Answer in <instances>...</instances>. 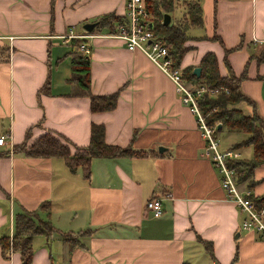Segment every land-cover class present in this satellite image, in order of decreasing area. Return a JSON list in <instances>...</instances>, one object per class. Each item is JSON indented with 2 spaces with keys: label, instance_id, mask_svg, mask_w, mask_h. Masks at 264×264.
Here are the masks:
<instances>
[{
  "label": "crops",
  "instance_id": "obj_1",
  "mask_svg": "<svg viewBox=\"0 0 264 264\" xmlns=\"http://www.w3.org/2000/svg\"><path fill=\"white\" fill-rule=\"evenodd\" d=\"M186 1L175 0L171 20L185 14ZM198 1L204 23L189 29L180 68L200 66L213 51L224 75L226 57L254 102L237 107L264 118V0ZM126 13L127 0H0V136L7 135L0 144V237L13 238L18 213L36 211L56 231L34 236L30 264H264V237L241 228L245 213L202 155L197 118L172 79L121 38L84 28L105 14ZM215 33L223 43L203 38ZM74 38L91 48V91H118L115 108L93 111L73 79ZM92 123L104 125L107 143L148 153L94 157L86 177L61 156L15 149L29 128L28 144L53 131L86 146ZM242 133L234 143L247 137ZM237 150L241 157L253 153L251 146ZM253 180L251 194L264 198V163ZM156 194L159 217L146 207ZM65 233L76 238L73 246ZM0 264L24 263L20 251L7 257L0 244Z\"/></svg>",
  "mask_w": 264,
  "mask_h": 264
},
{
  "label": "trees",
  "instance_id": "obj_2",
  "mask_svg": "<svg viewBox=\"0 0 264 264\" xmlns=\"http://www.w3.org/2000/svg\"><path fill=\"white\" fill-rule=\"evenodd\" d=\"M55 0H52L54 2ZM147 7L153 15V28L155 35L160 38L168 48V55L172 58L173 66L179 67L185 53L190 48L186 42L191 39L189 29L193 26L203 25V8L198 0H187L185 2L187 11L179 19H172L169 24L163 23L165 13L171 14L175 8V0H146ZM126 21V18L115 14H105L96 20V27L105 29L109 33H116L119 27ZM203 38L217 40L223 43L218 34L203 36ZM198 39H202L198 38ZM83 40L74 38L71 41L77 55L73 61V79L84 95L90 97L91 109L103 111L115 108L117 104L118 91L108 94H94L91 91L90 78V55L80 50ZM227 52L229 50H226ZM264 58V55L261 57ZM227 73L222 75L219 68L217 55L213 51L204 54L200 61L201 73L196 76L192 67L182 69V76L192 86L206 84L210 89L218 88L215 95L205 92L200 98L199 106L206 117L209 125H215L216 133L225 129L240 130L247 133V137L240 142L230 146L233 149H240L251 146L253 153L251 157H239L228 160L227 164L236 174L239 184L246 183V187L252 189L254 185L255 168L264 163V118L256 111L246 114L237 107L240 102L251 105L254 102L241 89L243 75L237 76L227 58H224ZM48 88V84L44 89ZM42 91V90H41ZM40 93V91H39ZM39 125V124H38ZM31 129L26 133L25 140L15 146V149L25 151L32 156H61L66 160L71 171L82 167L86 177L90 176L91 160L94 157H114L119 155L141 156L148 153L144 150H136L131 145L119 146L109 144L105 141V127L103 124L92 123L90 141L86 146H79L73 143L62 133L48 131L37 137L28 144ZM261 205L263 197L250 196ZM46 208L47 203L41 205ZM15 234L11 239L9 236L0 237V244L5 256L9 257L11 249L21 253L24 264H30L33 258V238L38 234L50 236L56 228L49 220L39 217L36 211L18 213L15 221ZM86 232V231H85ZM64 239L71 246L77 241L71 234L65 233ZM211 249V245L207 244Z\"/></svg>",
  "mask_w": 264,
  "mask_h": 264
},
{
  "label": "built area",
  "instance_id": "obj_3",
  "mask_svg": "<svg viewBox=\"0 0 264 264\" xmlns=\"http://www.w3.org/2000/svg\"><path fill=\"white\" fill-rule=\"evenodd\" d=\"M153 15L147 7L146 0H127L126 21L119 27L118 32L112 33L121 38L129 50L142 51L176 85L182 102L187 105L197 118L199 128L205 140L202 155L210 159L217 168L221 178V185L227 191L229 198L245 213L241 228L246 231H257L264 237V203H257L250 196L248 188H241L236 180V174L227 164L228 160L241 157L240 152L233 148L223 149L219 138L215 136V125H209L202 113L198 99L205 92L215 95L218 88L210 89L206 84L192 86L182 76V69L173 66L172 58L168 55L165 43L155 35ZM81 35H72V37ZM80 50L85 54L91 53V48L82 43ZM7 135L0 136V144H6ZM166 196L172 198V193ZM147 210L155 217L163 212L162 195H154L147 202Z\"/></svg>",
  "mask_w": 264,
  "mask_h": 264
},
{
  "label": "rangeland",
  "instance_id": "obj_4",
  "mask_svg": "<svg viewBox=\"0 0 264 264\" xmlns=\"http://www.w3.org/2000/svg\"><path fill=\"white\" fill-rule=\"evenodd\" d=\"M242 132L243 131H232V130H228V129L224 128L223 130L219 131L218 133H216V131H215V136H217L219 138L220 145L224 147V146L230 145V144L234 143L235 141L241 139L244 135V133H242ZM250 154H251V152L249 150H247V152L244 154V156L247 157Z\"/></svg>",
  "mask_w": 264,
  "mask_h": 264
},
{
  "label": "water",
  "instance_id": "obj_5",
  "mask_svg": "<svg viewBox=\"0 0 264 264\" xmlns=\"http://www.w3.org/2000/svg\"><path fill=\"white\" fill-rule=\"evenodd\" d=\"M171 22V15L169 13L164 14L163 23L169 24ZM97 22H87L84 24V28L88 31H92L94 27L96 26ZM201 66H197L193 69V73L196 76H199L201 73ZM159 150H163V147H159Z\"/></svg>",
  "mask_w": 264,
  "mask_h": 264
}]
</instances>
